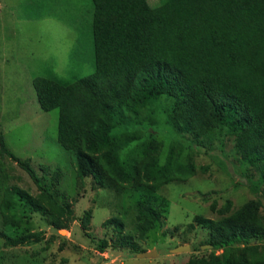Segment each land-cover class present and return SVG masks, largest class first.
Returning <instances> with one entry per match:
<instances>
[{
  "label": "trees",
  "instance_id": "trees-1",
  "mask_svg": "<svg viewBox=\"0 0 264 264\" xmlns=\"http://www.w3.org/2000/svg\"><path fill=\"white\" fill-rule=\"evenodd\" d=\"M95 72L64 83L37 77L33 86L44 112L59 111L58 142L71 154L79 183L109 189L119 198L141 193L135 228L147 240L166 216L169 203L158 193L166 185L197 175L195 150L180 139L212 141L227 131L234 151L264 184V0H92ZM163 96L170 107L165 125L175 135L162 161L163 142L151 133L160 122L151 109ZM0 154L16 162L39 189L34 196L9 186L0 165V214L4 228L23 229L17 238L4 231L6 246L40 241L18 212L23 205L55 229L72 219L0 134ZM207 171V168H202ZM264 202L252 199L238 208L228 200L212 210L217 219L194 217L192 226L208 231L207 257L185 264H264ZM92 212L86 213V222ZM104 225L116 231L115 243L146 252L125 232L121 217ZM258 242V243H256ZM108 241H102L101 250ZM195 251L199 249H194Z\"/></svg>",
  "mask_w": 264,
  "mask_h": 264
},
{
  "label": "rangeland",
  "instance_id": "rangeland-1",
  "mask_svg": "<svg viewBox=\"0 0 264 264\" xmlns=\"http://www.w3.org/2000/svg\"><path fill=\"white\" fill-rule=\"evenodd\" d=\"M159 1L149 0L153 6ZM93 11L92 0H0V134L21 161L30 162L41 184L72 211L68 227L58 230L47 217L20 205L19 214L31 223V232L40 241L12 247L0 238V264H185L194 257H207L212 250L205 247L209 233L190 226L195 216L217 219L212 206L220 209L228 200L235 209L252 199L264 202L260 175L251 171L252 178L247 177V166L239 161L227 131L202 145L193 143L191 136L180 139L195 150L197 175L162 188L158 195L169 203L166 216L143 240L135 228L141 193L126 190L119 198L109 189L94 190L90 179L79 183L71 154L58 142L59 111L40 108L33 86L37 77L71 83L94 74ZM167 100L163 96L151 107L160 122L151 133L163 142L162 161L175 140L165 125L171 105ZM0 165L9 186L34 196L39 193L16 162L0 154ZM2 201L0 190V205ZM88 211L92 217L86 222ZM113 217L124 220V233L136 238L146 252L153 251L151 257L140 258L130 248L117 246L116 231L104 225ZM2 231L13 238L25 233L4 228L0 214ZM102 241H108L104 250ZM182 245L191 251L172 253Z\"/></svg>",
  "mask_w": 264,
  "mask_h": 264
},
{
  "label": "water",
  "instance_id": "water-1",
  "mask_svg": "<svg viewBox=\"0 0 264 264\" xmlns=\"http://www.w3.org/2000/svg\"><path fill=\"white\" fill-rule=\"evenodd\" d=\"M257 243H258V242H257ZM205 247H209L210 249H212V246H211V245H207V246H205ZM186 251H191V247H190V246L182 245V246H179L178 248L174 249V250L172 251V253H174V254H179V253H181V252H186ZM152 252H153V251H151V252L140 253V254L138 255V257H140V258H149V257L152 256V255H151Z\"/></svg>",
  "mask_w": 264,
  "mask_h": 264
}]
</instances>
